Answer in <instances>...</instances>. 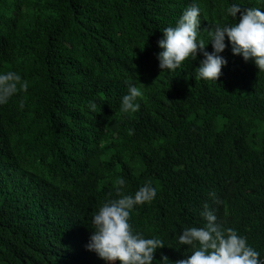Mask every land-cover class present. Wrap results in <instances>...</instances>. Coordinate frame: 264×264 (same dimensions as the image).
<instances>
[{
  "label": "trees",
  "instance_id": "16d2710c",
  "mask_svg": "<svg viewBox=\"0 0 264 264\" xmlns=\"http://www.w3.org/2000/svg\"><path fill=\"white\" fill-rule=\"evenodd\" d=\"M193 2L206 41L231 21L232 3L261 6L0 0V73L28 83L0 105V264H104L85 245L117 177L129 193L157 188L129 221L164 241L157 264L161 254L172 262L190 255L176 238L203 226L205 204L264 259V72L228 47L216 82L196 78L199 53L173 72L158 67L157 41ZM130 84L142 93L140 107L124 113Z\"/></svg>",
  "mask_w": 264,
  "mask_h": 264
},
{
  "label": "clouds",
  "instance_id": "9594fccd",
  "mask_svg": "<svg viewBox=\"0 0 264 264\" xmlns=\"http://www.w3.org/2000/svg\"><path fill=\"white\" fill-rule=\"evenodd\" d=\"M260 4L244 7L238 2L232 3L226 10L231 21L215 25L207 32L206 41L198 38L203 32L200 29L201 8L193 2L175 26L164 28L157 41L159 69L173 72L185 61L196 60L199 53L203 59L195 69L196 78L216 82L227 64L221 53L228 47L233 56L242 57L244 62L251 60L258 71L264 72V0H260ZM209 43L211 52L205 50ZM27 88V81L22 82L17 73H0V105L7 104L20 89L27 91ZM141 95V91L130 84L127 94L121 98V112L138 111L140 105L136 101ZM87 106L92 112L98 107L94 101H89ZM132 134L134 130L130 129L129 135ZM127 187L123 177L116 178L114 195L102 202L91 217V234L85 248L104 264H157L154 254L165 248L164 241L158 236L146 237L135 231L129 222L136 208L156 198L157 188L145 183L134 193H129ZM211 196L215 197V193ZM200 215L204 220L202 227L185 226L176 238L178 248L187 246L190 255L172 262L161 254L158 264H264L260 252L235 229L225 228L208 204L203 206Z\"/></svg>",
  "mask_w": 264,
  "mask_h": 264
}]
</instances>
